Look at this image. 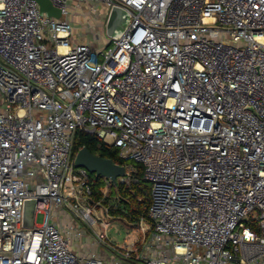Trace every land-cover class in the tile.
Instances as JSON below:
<instances>
[{"label":"built area","instance_id":"obj_1","mask_svg":"<svg viewBox=\"0 0 264 264\" xmlns=\"http://www.w3.org/2000/svg\"><path fill=\"white\" fill-rule=\"evenodd\" d=\"M50 1L58 18L0 0V264H106L75 253L85 228L114 264H264V0ZM74 1L120 6L129 25L77 41ZM76 130L142 165L140 245L109 241Z\"/></svg>","mask_w":264,"mask_h":264},{"label":"trees","instance_id":"obj_2","mask_svg":"<svg viewBox=\"0 0 264 264\" xmlns=\"http://www.w3.org/2000/svg\"><path fill=\"white\" fill-rule=\"evenodd\" d=\"M83 146L91 153L109 158L115 163L125 166L131 165L127 172L128 178L126 181L118 179L117 184L90 173L93 200H101L103 205L108 206L109 217L118 219L130 230L138 228L141 221L150 223L148 219L150 187L143 177L142 165L124 161L119 157L115 147L104 144L94 134L76 130L73 137L71 157L74 158L77 150ZM105 188L109 189V193L106 194Z\"/></svg>","mask_w":264,"mask_h":264},{"label":"rangeland","instance_id":"obj_3","mask_svg":"<svg viewBox=\"0 0 264 264\" xmlns=\"http://www.w3.org/2000/svg\"><path fill=\"white\" fill-rule=\"evenodd\" d=\"M71 5V12L75 14L74 25V37L77 41H86L91 44L92 47L105 46L108 42V37L105 31L106 19L108 16V10L98 1L90 2H73ZM134 163V162H133ZM149 184V183H148ZM106 194L109 193V189L105 188ZM25 214L30 213L29 211H24ZM55 214V213H54ZM57 221H64L69 225H76V222L68 215H61V217H55ZM44 221V215L37 213L35 215L34 222L36 224H41ZM109 228L107 230V237L109 241L114 245L121 248L125 246L130 248V243L134 242L136 245H140L143 238L149 237V233H141L137 230H130L118 219L109 217ZM84 229V227H83ZM92 232L87 228L84 229L82 236L77 239L76 250L78 252H85L95 250L97 253L101 254L102 258L105 260L106 264H114L111 255L110 248L105 247L106 245H100V247L92 245L93 244ZM146 240V241H147Z\"/></svg>","mask_w":264,"mask_h":264},{"label":"water","instance_id":"obj_4","mask_svg":"<svg viewBox=\"0 0 264 264\" xmlns=\"http://www.w3.org/2000/svg\"><path fill=\"white\" fill-rule=\"evenodd\" d=\"M38 4L39 11L46 13L49 16L59 17L60 11L55 7L50 0H35ZM130 16L120 6H112L108 11V16L105 24V31L107 37L110 39H118L125 32L129 25ZM73 163L76 167H84L89 173H93L95 176H101L113 184H117V180L120 177L127 175V169L131 165H121L113 162L109 158L101 157L99 155L91 153L85 146L77 150L74 155ZM24 211L30 213H24L23 225L29 227L33 224L34 217V201L27 200L24 206Z\"/></svg>","mask_w":264,"mask_h":264},{"label":"crops","instance_id":"obj_5","mask_svg":"<svg viewBox=\"0 0 264 264\" xmlns=\"http://www.w3.org/2000/svg\"><path fill=\"white\" fill-rule=\"evenodd\" d=\"M72 19H73V21H75V14L74 13H72ZM75 31V30H74ZM55 214H59L58 212H55ZM61 214L62 215H64L65 213H63V212H61ZM66 215V214H65ZM68 216V215H67ZM61 217V216H60ZM59 219V218H58ZM55 221L60 225V227H62L63 225H65L66 223L63 221H57L56 219H55ZM74 251H75V253L76 254H78V255H85L84 253H80V252H78L77 250H76V246L74 247ZM85 253H87V252H85ZM99 254V253H98ZM100 256H101V254H99Z\"/></svg>","mask_w":264,"mask_h":264}]
</instances>
